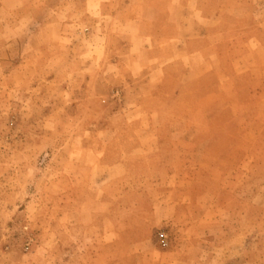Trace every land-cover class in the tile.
Here are the masks:
<instances>
[{"label":"rangeland","instance_id":"374dc122","mask_svg":"<svg viewBox=\"0 0 264 264\" xmlns=\"http://www.w3.org/2000/svg\"><path fill=\"white\" fill-rule=\"evenodd\" d=\"M112 4L0 0V264H63L59 256L64 260L89 252L128 258L135 254L128 247L134 231L117 236L114 224H144L148 215L128 208L144 205L143 211L149 212L161 191L173 190L180 211L190 213L179 212L172 227L159 231L163 247L187 237L202 238L208 240L203 248L208 256L205 262L193 260L196 251L190 247L189 264H264V51L244 55L241 64L250 69L235 88L220 87L224 76L217 72L183 88L181 98L174 91L184 70L176 64L172 74L178 80L166 83L171 109L154 120L161 128L159 159L152 142L151 155L137 147L138 120L126 117L129 112L115 115L125 93L136 95L139 86L101 84L96 76L99 67L98 73L107 77L121 74L125 45L151 47L140 36H154L162 52L174 39L178 49L186 44L192 51L212 49L236 32L245 40L259 35L264 44V0ZM239 47L243 50V44ZM78 64L84 69L77 71ZM62 79L68 83L59 87ZM74 80L81 81L79 89L68 85ZM134 107L129 108L140 116L141 107ZM84 130L94 134L85 140L94 153L100 142L111 138L103 159L89 156L97 162L93 166L76 150ZM125 154L134 166H147L143 173L149 176L166 175L162 166L154 168L161 162L181 183L159 189L152 181L120 178L124 168L107 166ZM85 188L110 196L114 210L99 198L78 199L76 194ZM129 189L134 193L131 203ZM124 195L127 204L121 200ZM183 223L191 226L186 232L175 226ZM202 227L206 230H196Z\"/></svg>","mask_w":264,"mask_h":264},{"label":"crops","instance_id":"0c3cea01","mask_svg":"<svg viewBox=\"0 0 264 264\" xmlns=\"http://www.w3.org/2000/svg\"><path fill=\"white\" fill-rule=\"evenodd\" d=\"M103 2L113 3L114 0H102ZM139 36H136L138 38ZM260 36H251L250 38L247 37L245 40L244 36L240 32H236L233 34L230 40L223 41L218 43V46H214L209 49H200L196 51H192L188 48V45L182 46L181 49L177 47V40H171L168 44V50L162 52L160 46L155 41L154 36H140L144 40H148L151 44V47L144 44L141 47L134 46L131 48L132 44L125 45V49L122 50L123 64L120 65L121 74L117 77L114 75L105 76L104 74H99L98 71H102L101 67H99L96 71V76L100 78L101 84L104 82H111V84H118L121 83L123 86L131 87L134 83L139 86V91L136 95H131L128 91L125 93L123 104L120 106L121 110L119 114L122 115L126 114V117H134V119L138 120V124L135 134L137 135V139L139 143L137 147L139 148L140 152L146 153L151 155L149 142H152L154 148L152 151L154 154L160 151L161 155V144L159 141V137L161 136V128L155 124L154 120L161 119V112L169 111L171 107L167 106V100L165 98V94L169 92V89L166 86L168 81H173L176 77L172 74V69L176 66V64H180V67L184 70L183 80L178 82V90L175 89L174 95L177 98H181L183 96L182 90L183 88L187 87H194L197 85V80H199L203 75L208 77L212 75V73L216 74L217 72L220 73V76H224V80H221L219 83L220 87H236L237 80L246 74L250 68H248L245 64H241L242 58L244 55L248 54H258L261 51H264V44L260 43L259 38ZM192 38V37H191ZM147 43V42H146ZM239 44H243V50L239 47ZM245 45V46H244ZM180 50L182 57H185V60L180 61L177 60V53ZM153 51V53H152ZM80 64V63H79ZM78 69L83 70L84 64L79 65ZM106 67V65H104ZM103 69H106V68ZM20 72H25L23 67H18ZM16 70V72H19ZM183 70H181L183 72ZM201 73L197 75L199 72ZM98 74V75H97ZM183 74V73H182ZM205 77V78H206ZM178 79H176L177 81ZM59 87H64L68 81L62 79V81H57ZM97 83V82H96ZM176 83V82H175ZM173 86L177 87V83ZM81 81L74 80V82H69V86L73 85V89H79L81 87ZM218 86V84H217ZM148 89L149 92H142L143 89ZM62 89V88H60ZM228 92H222L221 95H226ZM173 95V96H174ZM174 97V98H175ZM88 103H91L88 102ZM92 104V103H91ZM166 104V105H165ZM139 106L141 107L140 116H134V112L129 107ZM134 107V108H135ZM138 110V109H137ZM94 112V111H93ZM100 115V114H99ZM156 115V116H155ZM158 116V117H157ZM146 126L141 127V124H145ZM150 121V122H149ZM151 125L149 126V124ZM110 130V129H109ZM94 133L95 130L93 131ZM102 131H99V133ZM78 135H86L82 138V143L76 148L80 155L83 152L88 160L89 156L95 154L99 156V159H103L108 152L110 151V140L111 138L105 139L103 142H98L100 144L99 149H96L95 153L90 150L88 145L85 143L87 137H90L92 134L91 131L84 130L80 132ZM101 135V134H100ZM154 137V139H153ZM156 137V138H155ZM151 145V144H150ZM152 147V145H151ZM155 151V152H154ZM128 155H121V158L116 160L113 166H107L108 170L111 169H118L124 168V173L121 174L120 178L126 179L129 182H138V181H152L156 184L159 189H171V184L173 183H181V178L178 179L177 177L172 175L167 169L162 165L161 162H157L154 164V168L163 167V171L166 172L156 176H149L143 173L147 166L140 165L138 167L134 166L133 163L128 160ZM157 154L155 155V157ZM157 159L159 157L157 156ZM160 161V160H159ZM97 162H93L89 160L88 165L93 166ZM128 166H131L128 168ZM134 167L133 169H131ZM134 175V176H133ZM106 176H109V173L106 172ZM179 187L181 185H178ZM174 186L172 185V188ZM176 187V186H175ZM79 193L82 195H77L78 199L81 198H99L103 203L111 204L112 211L114 210V201L108 195H103L102 193H98L96 189L85 188L82 189ZM131 190L129 189L126 195L129 196L130 203L132 202L131 196H133ZM137 193V192H135ZM173 191L168 192H160L158 197V202L153 204V207L150 209L149 212L143 211L145 209L144 205H141V209L137 207H129L128 210L130 212L148 216L144 218V224L139 225L138 227H132L126 224V227H118L117 224H114V231L115 235H120V233L134 231L133 238L130 241L129 246L130 252L134 251V255L130 254L131 256L125 258L124 255L116 258H108L109 256L104 254H98L92 256L91 252H89L88 256L82 257L79 256L78 253H75L69 259H64L59 256L58 261H62L63 264H189L187 258L190 259L188 254L190 253L188 248L193 247L196 251L192 259L200 262H205V257L208 256V253H204L203 248H207V241L205 239H193L191 237H187L180 241L176 245L175 241H171L168 247H163L160 240L158 239L157 234L160 230L168 229L172 227L174 221L178 218L179 212L183 213H190L189 211H180L178 204L175 203ZM139 194V193H137ZM146 196V193L143 194ZM127 196L121 197L123 204L126 203ZM146 199V197H144ZM140 200V199H139ZM156 200V198H155ZM120 201V199H119ZM118 201V202H119ZM121 201V202H122ZM116 202V204H118ZM186 203V202H184ZM110 211V212H112ZM175 226H181V231L186 232L191 226L190 224L183 223ZM199 231L206 230V227H202L200 229H196ZM104 241L106 237L103 238ZM137 239V240H135ZM140 239V240H138ZM99 242L102 243L104 246H109L108 242ZM97 242L94 241L95 245ZM107 250V249H106ZM200 250V252H198ZM127 251H129L127 249ZM126 253H129L127 252ZM198 253V254H196ZM116 260H120V263H116ZM116 261V262H114Z\"/></svg>","mask_w":264,"mask_h":264},{"label":"built area","instance_id":"2783aa9c","mask_svg":"<svg viewBox=\"0 0 264 264\" xmlns=\"http://www.w3.org/2000/svg\"><path fill=\"white\" fill-rule=\"evenodd\" d=\"M160 236H161L162 243L166 244L165 235L164 234H161Z\"/></svg>","mask_w":264,"mask_h":264}]
</instances>
